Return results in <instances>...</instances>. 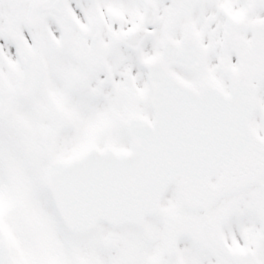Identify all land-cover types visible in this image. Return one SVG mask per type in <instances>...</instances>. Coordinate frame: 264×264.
Instances as JSON below:
<instances>
[{
  "label": "flooded vegetation",
  "instance_id": "af4514ba",
  "mask_svg": "<svg viewBox=\"0 0 264 264\" xmlns=\"http://www.w3.org/2000/svg\"><path fill=\"white\" fill-rule=\"evenodd\" d=\"M263 20L264 0H0V73L17 74L24 54L33 86L22 96V113L34 109L41 128L52 110L61 114L60 153L83 144L121 149L131 142L128 124L152 117L149 64L164 53L169 63L197 55L209 78L229 79L250 68L257 53L264 58L255 49ZM189 74L183 82H198L202 66ZM256 84L250 124L264 138V75ZM174 194L159 220L139 225L134 239L123 226L103 224L96 238L68 232L67 242L56 238L51 263L264 264V175L227 187L204 208H189ZM171 216L182 222L172 243ZM22 264H42V257L22 253Z\"/></svg>",
  "mask_w": 264,
  "mask_h": 264
},
{
  "label": "rangeland",
  "instance_id": "374dc122",
  "mask_svg": "<svg viewBox=\"0 0 264 264\" xmlns=\"http://www.w3.org/2000/svg\"><path fill=\"white\" fill-rule=\"evenodd\" d=\"M12 107L11 115L8 117V124L5 120H0V140L3 138L10 141L9 149V162L6 163L7 169L2 174L0 173V188L5 185L8 194L2 195L0 190V229L4 233L11 232V235L16 238L14 264H22V246L33 235L31 251L36 253H43L44 251H51L52 245L50 243L51 234H47L46 228L43 224H33L35 229L22 233V227L20 228L22 221V202L19 200L24 199L26 214L30 210V206L34 205L31 199H35L34 188H38V181L40 180L41 171L47 162L41 158V151L39 144L35 137L36 128L32 127L28 129L33 134L32 140L27 143L21 142L22 138V106L19 107L20 100H16ZM32 117L28 120L29 124H34L36 117L31 114ZM16 119V122L14 121ZM7 124V125H6ZM27 131V129H26ZM2 151H0L1 153ZM55 157V156H54ZM31 188V192L29 189ZM40 193L44 192L43 189H38ZM25 191V192H24ZM28 193V195H27ZM43 202L47 199V193H44V198H41ZM39 211V221L46 220V217L50 216L49 212L41 207H35ZM43 210V211H42ZM37 211L30 213L31 216L36 215ZM34 214V215H33ZM43 219V220H42ZM51 222L50 220H47ZM46 225H48L46 223ZM26 231V229H23ZM40 230V231H39ZM62 234L64 231L59 230ZM101 232V228L97 230ZM94 238L98 235L93 236ZM40 241V244H39ZM15 243V242H14Z\"/></svg>",
  "mask_w": 264,
  "mask_h": 264
},
{
  "label": "water",
  "instance_id": "95a60500",
  "mask_svg": "<svg viewBox=\"0 0 264 264\" xmlns=\"http://www.w3.org/2000/svg\"><path fill=\"white\" fill-rule=\"evenodd\" d=\"M244 80L247 82V79L245 78V76H242V79H241V80H240V81H239L234 87L237 88L238 85H241V86H247V85H245ZM247 83H248V82H247ZM245 101H246L247 108L249 107V110H248V112L246 113V115H245V117H244V123H245L246 117L248 116V114H249V112H250V108H251V105H252V96L247 97V98L245 99ZM254 154H255V153H253V154H251V155H247L246 152L244 153L245 157L247 156V158H248V159H246V162L249 163V165H253L254 161L256 160V159H253V160L249 161V159L252 158V156H253ZM257 156H259V155L257 154ZM238 157L241 158V156H238ZM240 160H241V159H240ZM240 160L236 161V163L240 162L239 164L236 165L237 168H238V167L241 168V167L244 165V163H243L242 161H240ZM65 168H66V166H65ZM224 168L227 170L228 166L224 165ZM3 264H6V263H5V259L3 260Z\"/></svg>",
  "mask_w": 264,
  "mask_h": 264
}]
</instances>
